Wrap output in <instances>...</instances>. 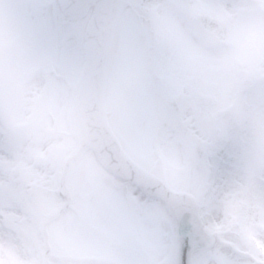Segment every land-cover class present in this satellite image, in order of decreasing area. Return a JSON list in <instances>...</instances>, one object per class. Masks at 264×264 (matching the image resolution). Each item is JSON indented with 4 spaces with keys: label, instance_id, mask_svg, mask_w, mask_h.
<instances>
[{
    "label": "rangeland",
    "instance_id": "rangeland-1",
    "mask_svg": "<svg viewBox=\"0 0 264 264\" xmlns=\"http://www.w3.org/2000/svg\"><path fill=\"white\" fill-rule=\"evenodd\" d=\"M252 3L117 1L113 30L120 32L121 42L116 57L113 38L108 43L103 114L132 160L196 202L213 245L193 251L190 264H230L218 247L230 217L249 231L251 245L243 254L264 264L258 255L264 251V236L252 231L264 220V173L235 162L229 139L238 115L232 75L204 39L227 23L230 12ZM64 20L60 0H0V264H41L38 230L64 202L56 193L57 178L64 156L76 146L78 122L71 101L78 88L86 19L71 22L69 30L78 41L67 49L58 46L67 31ZM140 32L145 38L137 37ZM260 88L251 83L243 100ZM183 159L194 161L195 172L171 179ZM102 174L91 151L74 163L65 179L72 204L51 225L59 223L58 232L69 219L82 226L79 216L91 198L96 207L95 202L116 195L118 204L110 209L124 212L112 213L137 231L135 263L164 258L165 264H175L178 240L164 205L120 181L113 185L118 190L106 188L99 181ZM58 264L66 263L62 258Z\"/></svg>",
    "mask_w": 264,
    "mask_h": 264
},
{
    "label": "clouds",
    "instance_id": "clouds-1",
    "mask_svg": "<svg viewBox=\"0 0 264 264\" xmlns=\"http://www.w3.org/2000/svg\"><path fill=\"white\" fill-rule=\"evenodd\" d=\"M204 39L215 49L220 66L232 75L238 115L229 139L235 162L244 168L255 166L264 173V0L259 3L253 0L249 6L230 12L227 23ZM253 82L261 85L260 91L245 101V90ZM194 172V161L183 159L170 178L183 179ZM252 231L264 236V220L254 224ZM218 241L230 264H257L243 254L251 245L249 231L236 226L233 217L229 218ZM229 242L234 247L226 246ZM258 255L264 262V251Z\"/></svg>",
    "mask_w": 264,
    "mask_h": 264
},
{
    "label": "water",
    "instance_id": "water-1",
    "mask_svg": "<svg viewBox=\"0 0 264 264\" xmlns=\"http://www.w3.org/2000/svg\"><path fill=\"white\" fill-rule=\"evenodd\" d=\"M88 1L96 6L95 16L88 27L86 34L85 64L81 76L80 91L75 99V110L81 108L86 141H81L78 151L71 157L75 159L86 146H90L98 153L101 161L115 175L137 184L143 191L158 196L166 201L174 210L179 220V234L182 236V257L186 263V255L190 248L196 246L198 249L209 244L206 236L198 227V223L189 222L195 220V207L191 201L182 196L168 192L160 181L146 176L138 171L136 166L125 159L120 149L106 129L99 111V93L102 84L104 50L110 27V11L113 0H66L67 5L73 8L69 13L79 15L83 12ZM69 163H66L60 179L68 171ZM194 243V245L192 244Z\"/></svg>",
    "mask_w": 264,
    "mask_h": 264
},
{
    "label": "flooded vegetation",
    "instance_id": "flooded-vegetation-1",
    "mask_svg": "<svg viewBox=\"0 0 264 264\" xmlns=\"http://www.w3.org/2000/svg\"><path fill=\"white\" fill-rule=\"evenodd\" d=\"M94 217H96V215L95 214H93V213H90L89 215H88V220H89V223L91 224V225H88L89 227H91V228H94V232H96V233H98L100 236H104V240L105 241H108L109 240V238H107L102 232H100V231H98V230H96L95 229V227L94 226H96L97 225V220H96V218H94ZM92 225H94V226H92ZM127 232V231H126ZM110 233L111 234H114L115 236H116V238L120 241V242H122L123 244H121L120 245V248L121 249H123V248H128V247H133L134 245H135V240H134V237L130 234L129 236H121V234L119 233V231H117V230H110ZM94 239V238H93ZM95 239L99 242V241H101V239L100 238H96L95 237ZM94 239V241H96ZM108 253L111 255V254H115L117 257H116V259H118V260H120V259H123L125 262H128L129 261V257H128V255L127 254H125V255H120V254H118V253H114L113 251H112V249L110 248V247H108Z\"/></svg>",
    "mask_w": 264,
    "mask_h": 264
},
{
    "label": "snow or ice",
    "instance_id": "snow-or-ice-1",
    "mask_svg": "<svg viewBox=\"0 0 264 264\" xmlns=\"http://www.w3.org/2000/svg\"><path fill=\"white\" fill-rule=\"evenodd\" d=\"M178 244H180L181 251H182V244H181V242L178 241ZM176 264H184V261H183L182 257H179V258L176 260Z\"/></svg>",
    "mask_w": 264,
    "mask_h": 264
},
{
    "label": "bare ground",
    "instance_id": "bare-ground-1",
    "mask_svg": "<svg viewBox=\"0 0 264 264\" xmlns=\"http://www.w3.org/2000/svg\"><path fill=\"white\" fill-rule=\"evenodd\" d=\"M86 16H87V14L84 15L83 17L79 18V19H80V20H83V18H85ZM76 21H78V20H76Z\"/></svg>",
    "mask_w": 264,
    "mask_h": 264
}]
</instances>
